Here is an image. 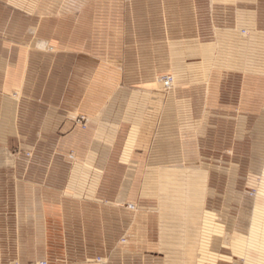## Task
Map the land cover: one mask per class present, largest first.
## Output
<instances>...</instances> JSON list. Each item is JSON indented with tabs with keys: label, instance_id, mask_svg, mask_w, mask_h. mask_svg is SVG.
Wrapping results in <instances>:
<instances>
[{
	"label": "rangeland",
	"instance_id": "obj_1",
	"mask_svg": "<svg viewBox=\"0 0 264 264\" xmlns=\"http://www.w3.org/2000/svg\"><path fill=\"white\" fill-rule=\"evenodd\" d=\"M202 46L203 53L215 48V58L178 51ZM4 48L12 61L29 53L32 68L24 92L13 86L5 95L0 78V264H21V252L39 249L47 258L28 264H85L71 262V254L108 264L100 256L117 251L119 264H167L169 255L196 260L211 229L220 230L226 250L228 229L243 235L255 220L249 212L264 206V121L257 114L264 88L252 80L251 116L245 83L257 74L243 65L264 63V0H0V55ZM72 65H89L93 82L99 74L107 80L100 95L91 86L97 100L58 101ZM165 76L173 79L168 90ZM170 96L178 99L169 106ZM148 98L155 99V128L140 134V148L126 150L128 121L140 119ZM76 109L111 111L107 120L124 126L101 128L99 117L93 123L67 114ZM51 112L77 129L91 124L90 167L83 166L87 149L63 152L60 130L44 131L64 119ZM198 196L193 245L188 209ZM21 225L23 239H32L23 248Z\"/></svg>",
	"mask_w": 264,
	"mask_h": 264
},
{
	"label": "crops",
	"instance_id": "obj_2",
	"mask_svg": "<svg viewBox=\"0 0 264 264\" xmlns=\"http://www.w3.org/2000/svg\"><path fill=\"white\" fill-rule=\"evenodd\" d=\"M245 12H250V11H245ZM205 46H210V45H205ZM205 46H202L199 48L178 50V51L180 55H184L186 59H187L186 55H189V56L192 55V57H197V60L215 58V55H214L215 48H214V51L212 52L209 51V53H207V51H205V53L201 52L203 50L202 48H205ZM212 46L214 47V45ZM19 52H21V50ZM84 52L85 51L81 53L80 51H78L77 53L84 54ZM78 54L76 56L77 58H79ZM262 64L263 65H243L244 71L246 70L249 71L247 73L249 76L257 74V75H254L257 78L248 77L246 78L247 81L245 80L247 82L245 83L246 84L245 92H246V96H249L250 100L249 101L245 100V102L247 103H245L243 106H244V111L247 112L248 114L251 113V116L256 115V114L252 115V111L254 110H251L252 105L251 103H248V102H252L251 96H250L251 86H255L254 85L255 82H252V80L258 82V85L264 88V63ZM31 68L32 66L29 65V53H26V55H23V56H21L20 54L18 58H15L14 61H12V57L7 55V50L6 48H4L0 55V78L2 79L1 85H2L3 93L6 95L8 92L12 90L13 86L18 87L20 92H22V88H23V92H24V88L29 81V74H30ZM257 68L259 70L258 72L259 74L257 73L258 71ZM86 69L87 70L89 69V65H72L70 73L67 74V77L64 80L63 89H62L60 96L58 97V101L66 102V103L80 102V103L86 104L94 100H97L96 96L102 94V90L100 89H102V87H105L107 85V80L104 79V77H102L101 74H99L100 76L99 79L97 78L94 82L91 81L89 78L90 73L89 72L87 73ZM79 86L82 87L83 92H81L79 89L76 90V87L79 88ZM91 86L92 87L98 86L99 90L101 91L99 92L98 95L95 94V97H94L95 99H93L92 97V94L94 93H92ZM260 95H261V101H260V106H259L257 114H258V117L260 118V123H262L264 121V90L262 89L260 90ZM114 98H116V96ZM114 98L111 99V102L114 100ZM177 99L178 97L176 98L174 96H170L168 99V105L169 106L173 105V103H175ZM3 100L5 101L6 99H3ZM43 100H47V99L43 98ZM154 101L155 99H152V98H148L146 100L147 107L144 110H142V112L140 113V116L138 117L140 119H138V121H136L135 124L133 122H130V120L128 121L131 129L129 132V139L127 140V145L124 147L126 150L140 148L139 147L140 146V143H139L140 134L143 135L146 132L149 133L150 130H154L155 117H156L155 110L152 107V104L154 103ZM246 104H250V105L248 106ZM84 111L80 109H76V110H70L69 112L68 110L67 114H75V113L77 114L78 112L80 114L78 116H81L82 118L90 117V120L92 119L93 123H94L93 119H95L96 117H99V119H101L100 120L101 128L110 127L111 129H114L116 127L117 129V127L119 126H124L123 120L120 121L117 119L115 122L111 120L110 121L107 120L109 117H111L110 116L111 111L106 110L98 114H96V112L93 114L91 113L87 114ZM8 112L9 114L3 111L4 118L11 117V111H8ZM52 112H51V117L53 118L60 117L64 119L63 120L61 119L60 122L54 121L50 125L51 129L48 130L46 127H44L45 129L44 131L57 132L60 130L61 136H60V139L58 140L57 147H59V150H62L63 152L75 151L76 155L79 156L83 154L82 151L87 149L88 155L85 157L86 160L83 166L90 167L92 160H93V158H91V155H92L91 152L93 151V148H94L91 142V138H90V135H91L90 131L92 128L91 124L87 127L88 128L87 130L77 129V127L72 123L73 119H69V117H65L66 115L64 117H61V116H58L57 113L53 114L54 112L53 113ZM9 126H10V123H9ZM261 130L263 131L264 127L261 128ZM6 131H4L3 133H5ZM104 132H107V131H104ZM130 169L132 172H130ZM130 169L128 170V173H127L128 176H129V173H132L133 175L134 167L130 166ZM196 177L198 180L201 181L200 183L202 185V182H203L202 177H200L199 174H197ZM130 179L131 178L127 179V183L130 182ZM199 188L201 189V186ZM70 190L72 192L73 191L75 192L74 189L73 190L70 189ZM121 190L124 191V188H121ZM68 191L69 190L67 187L66 196H69V197L72 196L71 192H68ZM80 193L81 192H75V195L73 194V196L79 197L82 195ZM199 196H198L199 199H197L196 201L197 205L194 207H189L188 209V214H190L189 216L190 218L188 217L187 221L191 220L190 223L188 221V226L190 229H192V227H195V230H194L195 234H194V239L192 242L193 245L196 244V241L198 238L200 219H201L200 213L198 211V208H199L198 205L202 203V198ZM249 213H252V214L256 213L254 214V216L256 215V217H254L255 218V220L253 219L254 221L251 220L247 223V225L243 226V229H242L244 231L243 235L235 233V230H236L235 226L230 227L228 229L230 235L228 233L225 234L224 236L225 244L228 245V243H230L232 245V247L230 244L228 245L229 249L223 250L224 248H220L221 238L218 236L220 234V230L214 228V229H211L212 233L210 234V241L208 240L207 244L203 246L202 256L197 257V259L195 260L196 258L195 255H194L195 258H192V256H189V255H186V256L180 255L179 258L178 257L173 258V256L169 255L165 259L167 264L168 263L171 264L175 262H177L176 264H264V206L253 207V212L250 211ZM193 214L196 215L194 219L192 218ZM239 226L237 228H239ZM19 228L21 230V234L19 237V245L22 248L29 246L30 243L32 242V239L31 238L23 239V225H21ZM232 235H233V238L231 240ZM214 236H216L217 238H214ZM38 243H39V247H44L43 237L40 238V242ZM43 251L44 250L39 249V252L37 251L35 253H32V252L22 253L21 252L19 261L21 264H28L29 262H36L44 258L46 259L47 258L46 254L44 253L43 255ZM221 251H224V252L222 253ZM92 257L93 255H90V254L89 255H85V254H79V255L73 254L72 255L71 254L70 261L71 262H79V261L83 262L84 261L86 264V262H92L93 260ZM100 257L101 258L103 257L102 259H106L109 262L108 264H119L122 262V255L119 254V251H117L116 253L111 252L109 254H102V256Z\"/></svg>",
	"mask_w": 264,
	"mask_h": 264
},
{
	"label": "built area",
	"instance_id": "obj_3",
	"mask_svg": "<svg viewBox=\"0 0 264 264\" xmlns=\"http://www.w3.org/2000/svg\"><path fill=\"white\" fill-rule=\"evenodd\" d=\"M172 82H173V79L171 76L162 77V79L160 80V83L162 84V87L165 90H168L172 87ZM40 264H46V263L42 262Z\"/></svg>",
	"mask_w": 264,
	"mask_h": 264
},
{
	"label": "bare ground",
	"instance_id": "obj_4",
	"mask_svg": "<svg viewBox=\"0 0 264 264\" xmlns=\"http://www.w3.org/2000/svg\"><path fill=\"white\" fill-rule=\"evenodd\" d=\"M46 45L47 44L45 42H43V41H39V42L37 41V45L36 46L38 48H40V49H45L46 48Z\"/></svg>",
	"mask_w": 264,
	"mask_h": 264
}]
</instances>
